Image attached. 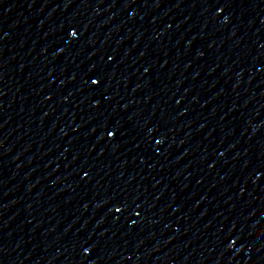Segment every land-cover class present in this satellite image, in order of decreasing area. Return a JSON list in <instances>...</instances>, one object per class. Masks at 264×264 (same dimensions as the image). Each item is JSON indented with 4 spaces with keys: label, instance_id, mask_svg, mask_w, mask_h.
Returning <instances> with one entry per match:
<instances>
[{
    "label": "water",
    "instance_id": "water-1",
    "mask_svg": "<svg viewBox=\"0 0 264 264\" xmlns=\"http://www.w3.org/2000/svg\"><path fill=\"white\" fill-rule=\"evenodd\" d=\"M0 264H264V0H0Z\"/></svg>",
    "mask_w": 264,
    "mask_h": 264
},
{
    "label": "snow or ice",
    "instance_id": "snow-or-ice-1",
    "mask_svg": "<svg viewBox=\"0 0 264 264\" xmlns=\"http://www.w3.org/2000/svg\"><path fill=\"white\" fill-rule=\"evenodd\" d=\"M75 35V33H73ZM94 83H98L97 81H93Z\"/></svg>",
    "mask_w": 264,
    "mask_h": 264
}]
</instances>
